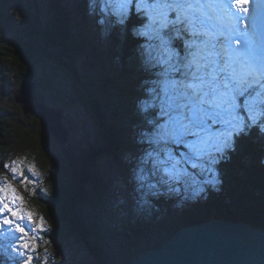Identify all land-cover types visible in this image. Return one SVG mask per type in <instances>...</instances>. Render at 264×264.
Listing matches in <instances>:
<instances>
[{"label": "snow or ice", "instance_id": "obj_1", "mask_svg": "<svg viewBox=\"0 0 264 264\" xmlns=\"http://www.w3.org/2000/svg\"><path fill=\"white\" fill-rule=\"evenodd\" d=\"M248 2L231 0L233 13L228 0H90V14L108 34L123 38L129 19L135 15L140 21L130 31L141 40L142 69L154 77L149 99L139 106L141 113L154 112L146 120L150 131L139 133L138 143L148 147L131 169L144 203L162 189L179 193L183 188L196 198L206 186L216 188L222 183L217 166L237 150L238 140L253 130L264 137V47L257 40L255 15L246 16L250 29L239 24ZM13 164L15 179L23 172L19 161ZM22 204L5 177L0 231L7 226L8 234L0 249L14 264H33L45 222L39 217L33 225V214Z\"/></svg>", "mask_w": 264, "mask_h": 264}, {"label": "rangeland", "instance_id": "obj_2", "mask_svg": "<svg viewBox=\"0 0 264 264\" xmlns=\"http://www.w3.org/2000/svg\"><path fill=\"white\" fill-rule=\"evenodd\" d=\"M83 1L85 9H83V13L79 14L80 0H63L65 10L71 12L72 15L73 34L79 41H86L88 49L87 54L76 61L79 70L78 77H74L61 66V62H64L63 59L55 51L54 45L46 42L43 44L45 56L36 60L32 78H28L37 83V99L50 108L61 110L64 114V125L70 132V142L67 145H61L51 137L42 118L36 117L34 110L36 97L30 104L24 105L13 100L14 94L20 89L24 80L20 78L18 65L12 63L13 59L6 58L0 65V99L2 95L6 96L2 107L11 115V127L15 131V142L11 147L9 149L0 148V182L6 177L7 181L17 190L19 196L23 198V204L20 205L23 211L33 214V225L39 224V217H43L46 231L38 233L42 239H37L35 242L37 247L33 254V264H100L97 257L75 239L63 241L58 236L52 238L51 235L57 223L54 222L52 216H49L45 207V201L48 200V195L51 192L49 183L51 179L49 178L52 174L50 173L60 166L62 158L65 157L66 148L81 152L89 144L97 148L105 146V135L108 132L106 133L103 128L98 126L94 108L89 104L90 97L93 96L102 101L104 113L110 123L114 121L118 125L121 124L122 129L128 128L127 139L138 142L139 133L146 131L139 125L131 126L129 124L134 117L138 116L137 114L145 115L139 111V106L142 101L149 99L147 89L152 85L148 82L152 79L146 77L141 80L134 76L129 79L119 77L128 66L123 64L124 58L120 53V43L115 46L113 44V40L116 42L114 38L116 33H106L104 26L98 23L99 17L90 14V0ZM228 2L230 11L235 13L237 9L232 6L231 0ZM2 3L3 0H0V6ZM56 5V0H38L37 4L34 0H12L9 6L10 12L15 14V19L12 28L6 30L5 33V39L10 42H8V47L13 49L14 44L26 43L29 38L26 30L35 21L46 26L56 18L54 16L56 15ZM245 7H248L250 11L248 10L247 14H240L242 19L239 24L241 29L245 24H248L250 29L251 21L247 20L246 16L249 13L255 15L257 21L258 17L263 15L264 2L263 0H249ZM263 28V24L257 25V40L262 47H264ZM112 35H114L113 38ZM137 63H139L138 59ZM109 79L113 83L107 84ZM126 86L134 88L135 92L139 94L131 96L127 94L122 101L120 90ZM123 108L130 109L115 119L114 114ZM131 130L135 132L134 135L130 134ZM147 147L146 144L145 148ZM145 148L141 146L139 152L125 150L126 152L124 151L118 157L121 162L117 161L118 158L114 159L112 154L105 153V157L99 163L100 171L105 175L109 188L104 192L105 196L101 203L94 202L85 209V218L92 228L97 227L101 232L108 231L106 234L104 233L106 239L101 242L102 247H105L107 238H110L113 229L121 228V226L129 227L130 231V226L137 228L140 226L138 224H143V226L151 224L150 236L153 239H159L167 234L166 229L172 226V222L183 215L184 204L175 205L173 206L174 215L169 220L161 215L160 210L155 208L151 200L148 199L152 195H148L146 197L148 202L144 203L140 193L132 188L134 184L131 172L132 161L136 156L142 154ZM13 161H19L18 167L23 172L22 176H17L15 179H13L14 174L10 171L11 167L17 166L13 164ZM4 165L9 167L5 168ZM30 168L33 170L30 171ZM25 177L31 182L24 181ZM160 195L166 198H172L171 195L176 196L174 199L183 195L184 202L192 198L190 193L183 191V188L179 193L164 191ZM154 215L156 216L153 219ZM118 218L121 219L116 222ZM117 230L118 234H116ZM116 233L112 235L116 237L112 242L120 257L125 248L118 240L119 235H122L121 230L116 229ZM7 234V226H5L4 230L0 231V243L5 242L4 237ZM31 235L30 232L29 236ZM105 252L110 255L108 248L105 249ZM0 264H14L13 261L7 259L3 249H0Z\"/></svg>", "mask_w": 264, "mask_h": 264}, {"label": "trees", "instance_id": "obj_3", "mask_svg": "<svg viewBox=\"0 0 264 264\" xmlns=\"http://www.w3.org/2000/svg\"><path fill=\"white\" fill-rule=\"evenodd\" d=\"M80 1L79 14L85 9V2ZM11 2L12 0H3L2 6H0V65L4 59L12 58V63H16L20 69L21 80L30 78L36 60L45 56L43 44L47 42L54 45L55 51L63 59L64 62H61V66L74 77H78L79 70L76 61L86 55L88 49L86 41H79L73 34L72 15L71 12L65 10L63 0H56V15H54L56 18L46 26L37 21L32 26L29 25V29L26 30L29 34L28 40L23 44H14L13 49L8 47L9 41L5 39L6 30L12 28L15 19V14L10 12L9 4ZM34 2L37 4L38 0H34ZM139 23L140 21L133 15L128 21L129 31L123 38L118 34L115 37L112 35V38L116 39V42L113 40L114 46L120 43V53L124 58L123 64L128 66L119 77L129 79L134 76L141 80L146 77L154 79L152 75H148L149 73L142 69L140 63H137V48L141 40L134 38L130 29L134 24ZM30 31L32 32L29 33ZM106 83L111 84L113 81L109 79ZM120 94L124 101L127 94L131 96L139 93L135 92L134 88L126 86L120 90ZM3 96L6 97L2 95L0 99V148L9 149L15 142V131L11 127V115L2 107ZM37 102L42 103L36 97L35 103ZM89 104L94 108L98 126L103 128L106 133L108 132L105 135L106 143L105 146L99 148L89 144L81 152L66 148L65 157L62 158L60 166L50 173L52 174L49 178L51 179L49 181L51 192L48 195V200L45 201V207L49 216H52L54 222L57 223L51 235L52 238L58 236L63 241L75 239L83 247L89 249L100 264H132L133 260L143 252L159 248L164 241L170 240L177 231L187 226L202 224L209 220L224 219L234 222L245 221L255 227L264 228V137L253 130L250 137L238 140L237 150L229 153V158L217 166L222 183L216 188L206 186L204 195L192 197L186 202H184L183 195L178 199H174L176 196L173 195H171L172 198H166L163 195L148 198L155 208L160 210L159 213L169 220L174 215L173 206L184 204L183 215L172 222L171 228L166 229L167 234L164 237L153 239L149 233L152 231L151 224L148 226L138 224L140 226L137 225V228L130 226V231L129 227L121 226L122 229L116 228L122 232L118 240L125 248V251L121 252V256L117 255L115 250L117 248L112 242L116 239L112 236L116 233L115 228L111 232L110 238H107L105 247H102L101 242L106 239L104 233L106 234L108 231L101 232L97 227L92 228L85 218V209L94 202L101 203L105 196L104 192L109 188L105 175L100 171L99 163L105 157V153H110L114 159H117L125 150L139 152L140 147L145 148L146 144L127 139L128 128L122 129L121 124L118 125L114 121L110 123L106 118L100 99L92 96ZM128 109L118 110L114 114V118L117 119L121 113ZM35 115L40 117L37 112ZM137 115L129 125H139L142 129L150 131L146 120L151 118L154 112L149 110L144 116ZM130 134L134 135L135 132L131 130ZM117 161L121 162L119 158ZM132 188L136 189L135 183ZM164 191L167 190H161V192ZM120 219L118 218L116 222ZM116 234H118V230ZM106 248L110 250V255L105 252Z\"/></svg>", "mask_w": 264, "mask_h": 264}, {"label": "water", "instance_id": "obj_4", "mask_svg": "<svg viewBox=\"0 0 264 264\" xmlns=\"http://www.w3.org/2000/svg\"><path fill=\"white\" fill-rule=\"evenodd\" d=\"M37 89L35 82L25 78L15 101L30 104ZM35 110L51 137L67 145L70 132L64 125L62 111L39 102L35 103ZM132 264H264V228L220 219L187 226L159 248L143 252Z\"/></svg>", "mask_w": 264, "mask_h": 264}, {"label": "bare ground", "instance_id": "obj_5", "mask_svg": "<svg viewBox=\"0 0 264 264\" xmlns=\"http://www.w3.org/2000/svg\"><path fill=\"white\" fill-rule=\"evenodd\" d=\"M263 2H264V0H263ZM252 3V2H251ZM251 5H253V4H251ZM251 5H249V6H251ZM246 6V5H245ZM248 8V7H247ZM251 9V8H250ZM249 10V9H248ZM250 11V10H249ZM252 12V11H251ZM257 22V25L259 26V25H261V24H263L264 25V17H263V15L261 16L260 15V17H258V20L256 21ZM264 29V28H263ZM261 31V30H260ZM259 227H261V226H259ZM261 228H263V227H261Z\"/></svg>", "mask_w": 264, "mask_h": 264}]
</instances>
